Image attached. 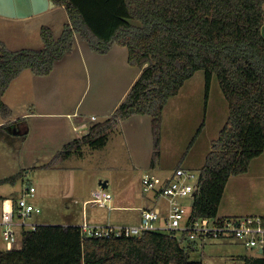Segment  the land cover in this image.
<instances>
[{"label": "trees", "instance_id": "obj_1", "mask_svg": "<svg viewBox=\"0 0 264 264\" xmlns=\"http://www.w3.org/2000/svg\"><path fill=\"white\" fill-rule=\"evenodd\" d=\"M53 1L68 16L59 36L44 24L43 47L17 50L0 38V116L8 120L0 127L21 119L9 120L13 110L3 99L11 82L25 69L50 74L79 34L102 54L115 44L126 46L128 62L142 71L108 118L64 144L42 166L54 168L82 153L85 145L103 148L122 121L138 114L151 116L155 164L169 99L203 69L207 102L217 75L229 117L201 168L190 220L219 216L229 179L249 171L252 160L264 153V0ZM20 176L5 177L0 184ZM20 238V246L0 250V264H204L190 258L195 241L182 244L181 237L164 230L105 238L82 234L80 225L37 224L24 229ZM240 258L245 264H264V247L258 255Z\"/></svg>", "mask_w": 264, "mask_h": 264}, {"label": "rangeland", "instance_id": "obj_2", "mask_svg": "<svg viewBox=\"0 0 264 264\" xmlns=\"http://www.w3.org/2000/svg\"><path fill=\"white\" fill-rule=\"evenodd\" d=\"M67 18V13L62 8L50 9L38 17L40 22L53 26L57 34L63 28ZM31 30L21 27V23L14 22V20L0 18V38L8 43L11 49H39L43 47L41 29L35 30L32 28ZM34 34H37L34 38L29 37ZM126 62L128 63V49L126 50ZM99 69V73L92 72L91 76H87L86 71L81 70L79 71L78 81L73 77L69 79L70 81H66L61 90V103L53 99L54 93L49 92L47 96L38 99L36 106L28 104L26 110H42V107H47L45 109L73 110L75 104L81 99V108L79 107V109L83 114L93 112L100 114L99 120L104 119L105 115H102L101 111H104L105 105L110 104L107 107L109 109L114 104L112 98H117L122 94L139 68L137 66L128 67L131 72L126 73L125 82L122 81L121 67H110L108 62H102ZM87 70L89 72L91 69L88 67ZM120 80L121 82L117 84ZM22 82L21 79L12 88V95L24 92ZM53 86L51 82L47 83L48 90ZM206 93V73L201 69L188 82L187 89L179 96H174L166 105L164 110L163 158L157 160L155 169L146 161L148 151L152 149V137L149 138L148 136V132L150 133L152 130L150 131L146 123H141L139 129L133 128L134 125L129 122L124 124L126 147L125 152L119 154L120 157L118 158H116L115 138L110 137L112 140L107 152H103V148L94 149L89 145H85L82 153H75L68 160V165L71 166L67 168L54 167L52 169L44 168L41 164L50 160V155H47L48 152L55 154L63 147L59 148L55 140L53 119L43 117L27 118L25 132V127H21V123L18 126L0 127V179L18 173L21 174L14 183L0 184V195L8 198H18L23 194L26 185H34L36 195L30 200L41 210L34 213L28 219L29 222L78 223L82 222L84 199H92V189L101 187V182L108 179L109 185L104 190L113 195L112 205L120 207L109 209L108 207L98 206L97 208L95 203L91 201L88 204L89 210L100 214L101 218L110 219L112 222L137 221L139 212L133 206L142 204L141 194L144 191L142 176L145 172L153 171L157 174H163L173 171L181 160L183 161L189 155V162L184 165L190 167L197 176L200 174L206 156L212 148L213 140L219 136L220 130L229 117V103L221 89L217 75L213 77L208 102ZM103 98L104 105L96 104ZM94 99H97V102ZM54 103H57V105H54ZM1 119L0 116V121ZM202 123H205V127H203L205 129L193 142L195 134ZM22 132L24 134L28 133L26 140H23ZM120 132L119 127L113 133V136L120 135ZM130 144L136 157L133 154L131 155ZM251 168L252 172L243 175L245 178L238 179L236 187H229L228 189L227 193L230 197L235 196L237 199L239 195L237 207L240 212L238 215L228 216L244 218L248 215H264V153L253 161ZM149 194H153V191H149ZM181 200L187 205V208L192 204V198L190 197H182ZM2 203V200H0V219ZM158 204L161 207V214L168 215L169 199L162 197ZM226 207H228L227 204L222 209H226ZM16 236L17 246H20L19 229H17ZM204 241L198 239L197 249L195 250L197 253L192 252L191 259H204L205 264H245L244 260L240 258V254H259V248H248L234 237H210ZM1 249H7V243L0 232Z\"/></svg>", "mask_w": 264, "mask_h": 264}, {"label": "crops", "instance_id": "obj_3", "mask_svg": "<svg viewBox=\"0 0 264 264\" xmlns=\"http://www.w3.org/2000/svg\"><path fill=\"white\" fill-rule=\"evenodd\" d=\"M57 8L58 9H61V8L64 9L63 6H57V5H55L54 7L50 8V9L55 10ZM50 9H48V10H50ZM48 10H46V11H48ZM46 11L41 12V13H37V14H33V15H29V16H23V17H16V16L13 17V16H7V15L0 14V16H3L0 18H7L8 20H14V22H17L19 24L21 23V27L26 28L29 31H32L31 30L32 28H34L35 30H37L39 28V30H40L42 25L45 22L44 23L40 22L38 17H40L41 15L46 13ZM66 22H68V18H67ZM66 22H64V24ZM18 26H20V25H18ZM52 28L54 30L55 35L59 36L62 33L64 26L60 30L59 34H57V32L53 26H52ZM36 35L37 34L30 35L29 37L34 38ZM34 41H36V40H34ZM6 44L8 45V43H6ZM34 49H38V48H34ZM127 49L128 48L126 46L115 44L109 52L102 54V53H99V52L93 50L86 40H84L79 34H76L73 49L70 52H68L62 59L57 61L53 71L50 74L38 75V74L34 73L31 69H25L16 79H14L11 82L10 86L8 87V89L6 90V92L3 96L4 101L13 110L12 118H10L9 120H15V119L21 118L19 120L18 124H16V125L18 126L21 123V127L22 126L25 127V130H24V132H25L26 128H27V126L25 125L27 118H31V117L42 118L43 117V118L53 119L54 120V133L56 136L55 140L57 141L59 148H61L64 144H66L70 140H72L76 137H80L83 134H86L90 130L91 125H93L96 122L103 121L106 118H108L114 112V110L121 104V102L124 100L125 96L129 92L130 88L132 87L133 83L139 77V75L142 71L141 68L138 67L139 68L138 72H136V74H134L130 83L124 88L122 94H120L117 98H112L114 100V101H112L114 104H112V106L109 109H107V107L110 104L105 105V108H104L105 112L101 111L103 113L102 115H105V118L102 120H99L100 114H95L93 112H87L89 114H83L79 109L81 99H79V101L75 104V108L73 110H63L62 108L45 109L47 107H45V108L42 107V110H34V111L28 110L27 111L26 107L28 104L36 106L38 103V99H40L43 96H47L49 92H52V94L54 93V95L52 96L53 99L58 100L61 103L62 102L61 90H62L64 83L66 81H68L69 79H71L72 77L78 81L79 80L78 77L80 76L79 71H81V70L86 71L87 76H91L92 72L99 73V70H100L99 68L101 67L102 62H104V63L108 62V66H110V67H117V66L121 67L122 68L121 76H123L122 81L125 82L126 73L131 72V70H129L128 67H130V66L133 67V65H130L129 62H128L129 65H127L128 64L126 62V50ZM88 67L91 69L89 72L87 70ZM70 69H71V71H70ZM194 75L186 80V82L183 85V87L181 88L180 92L178 94L174 95L175 97L179 96L180 94L183 93V91L185 89H187V84L194 77ZM21 79L23 80L22 87H23L24 92L19 93V94L16 93V94L12 95L11 94L12 88L17 84V82H20ZM48 82H51L54 85L53 87H51L50 90H48V88H47ZM120 82H121V80L119 82H117V84ZM174 96H172L169 99V101L172 98H174ZM103 100H104V98L101 101H98V103H96V104L104 105ZM94 101L97 102V99H94ZM169 101H168V103H169ZM54 105H57V103H54ZM20 108H21V110H20ZM7 121L8 120H5L2 117L0 124L1 123L4 124ZM127 122L133 124L134 125L133 128H135V129H139V126L141 123H146V125L150 129V131L152 130L151 116L150 115L138 114V115H134V116L122 121V123L119 126L121 134L120 135H114V136L112 134L110 136L112 139L115 138L114 144H116V146H117V150L115 149L116 158L120 157L119 154L125 152L126 135H125V129L123 128V126H124V124H127ZM24 132H22L23 140L24 139L26 140V138L28 137V133L24 134ZM151 132L150 133L148 132V134H149L148 136H149V138L152 137V140H151L152 141V149L150 151H148L146 161L149 162L150 166H152V168L155 169L158 161L155 164H153V162H152L153 150H154V141H153V134ZM111 138H109L107 144L103 147V150H104L103 152L108 151V148L110 146V142L112 140ZM164 139H165V113H164L163 127H162L161 154L159 157V159H161V160L163 158L162 152H163V148H164ZM174 144H175V142H174ZM130 151H131V155L133 154V156L136 157V154H135L133 148L131 147V144H130ZM89 152H92V151H89ZM48 153L49 154H47V155H50L49 159L51 160L52 157L54 156V154H52V152H48ZM188 156L189 155H187L183 161L181 160V162L176 166V168L181 167V166L185 167V168H190V167L184 165L185 163L189 162ZM260 156L254 158L252 160L249 171L242 173V174L234 175L229 179L226 190H225L223 198H222L221 205H220L219 216L238 215L240 213L238 210V207H237V200H239V198H238L239 195L237 196V199L235 198V196L230 197L227 193L228 189H229V187H236L238 185V179L239 178H240L239 180H241L242 178H245V177H243V175H246V174H249L250 172H252L251 166H252L253 161L256 160L257 158H259ZM71 157L67 158L65 161H63L62 163H60L56 167L67 168V167L71 166V165H68V160H70ZM149 159H150V161H149ZM49 161H47V162H49ZM47 162H45V163H47ZM45 163L41 164V166L44 165ZM203 163H204V159H203ZM135 165H136V163H135ZM47 169H52V168H47ZM174 170L168 171V172L163 173V174L158 173V175H161L164 178H168V177L172 176ZM151 172H153V171H151ZM153 173H156V172H153ZM106 181H107V186H108L109 180L107 179ZM97 188L98 187H94L92 189V193ZM0 197H1L0 200H2V202H3L2 203V210H3L4 205L9 203V201L6 203L5 200L15 199V198H8V197L1 196V195H0ZM162 197L163 196H160V197L157 196L154 192H153V194H149V192L145 193L143 191V193L141 194V198L143 200L142 204L138 205V206H133V208H136L135 210H138V212H139V218L137 221H134V222H112V221H110V219L106 220L105 218H101L100 214H96L95 212L90 211L88 208V204L92 201V199H84L82 222H78V223L64 222L62 224L80 225L84 221H88V222L93 223V224H107V223H111V224H140L142 222V209L148 208V209H155L156 211H159L160 220L158 221V223L160 224L161 227H164L165 218H166L167 214H164V215L161 214V207L158 204V202L160 201V199ZM112 201H113V195H112V200H111L110 204L106 207H108L109 209H116L117 207H120V206H113ZM229 203H230V205H229ZM226 204L228 205V207H226V209H222L223 206ZM95 206L98 208L99 205H97L95 203ZM99 207H102V206H99ZM0 221H1V219H0ZM31 223L36 224V225L37 224H52L50 222H39V221H35V222H31ZM0 232H1V224H0ZM203 242H205V241L203 240ZM195 246H196V248L192 251L193 253L194 252L197 253L195 251L197 249V241H195ZM202 255L204 256L203 252H202ZM240 255H244V254H240ZM199 260H202L205 264L204 259H199Z\"/></svg>", "mask_w": 264, "mask_h": 264}, {"label": "built area", "instance_id": "obj_4", "mask_svg": "<svg viewBox=\"0 0 264 264\" xmlns=\"http://www.w3.org/2000/svg\"><path fill=\"white\" fill-rule=\"evenodd\" d=\"M199 175L191 168L177 167L172 176L164 178L153 172H146L142 176L144 192L153 191L157 196L169 199V214L165 218V225L161 227L159 211L142 209L140 224H93L84 221L80 224L81 232L87 236L121 237L141 234L147 230H164L182 238V244L189 241L206 240L210 237L237 238L248 248L264 247V215H248L244 218L236 216L203 217L190 220L191 206L181 200L182 197L193 198L198 189ZM92 201L99 206L106 207L112 200V194L99 186L93 191ZM36 187L26 185L23 194L18 198L5 200L1 213L2 237L9 249L17 246L16 232L35 228L28 219L34 213L40 212L30 199L35 197ZM192 205V204H191Z\"/></svg>", "mask_w": 264, "mask_h": 264}, {"label": "water", "instance_id": "obj_5", "mask_svg": "<svg viewBox=\"0 0 264 264\" xmlns=\"http://www.w3.org/2000/svg\"><path fill=\"white\" fill-rule=\"evenodd\" d=\"M56 4L53 0H0V14L7 16L23 17L44 12ZM264 36V27L262 29ZM103 188L107 187V181H102ZM262 253L263 249H259Z\"/></svg>", "mask_w": 264, "mask_h": 264}]
</instances>
